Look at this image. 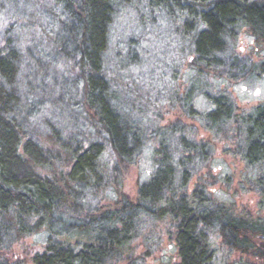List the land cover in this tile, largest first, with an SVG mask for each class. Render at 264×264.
I'll return each mask as SVG.
<instances>
[{
  "label": "trees",
  "instance_id": "16d2710c",
  "mask_svg": "<svg viewBox=\"0 0 264 264\" xmlns=\"http://www.w3.org/2000/svg\"><path fill=\"white\" fill-rule=\"evenodd\" d=\"M50 1L48 6L39 0L41 8L27 19L37 27L27 31L13 25L0 39V264H22L6 255L42 229L50 243L33 264L121 263L119 252L137 239L142 216L175 226L178 264H215L213 248L219 239L238 258L264 264V218L242 204L243 197L253 195L257 208L264 210V104L254 115L240 114L225 92L216 109L201 119L213 138L221 134L227 145H236L233 153L252 173L238 184L227 177L226 192L237 197L234 202L214 198L206 180L186 193L189 181L208 164L212 147L187 138L178 126L161 132L156 170L132 197L124 191L123 178L148 146L147 134L154 127L130 120L137 115L126 106L118 83L111 85L106 66L114 26L129 14L137 29L150 28L156 40L174 37L193 57L192 68L200 76L189 92L211 74L234 84L252 72L264 73V60L255 64L235 52L243 30L264 45V0ZM31 3L0 0V16L11 20L26 8L32 11ZM58 54L76 69V104L91 112L94 136L105 142L86 144L92 138L85 133L75 140L71 134L65 138L54 130H38L42 122L34 119L42 100H51L47 91L63 83L51 84L54 71L66 79L53 68ZM117 57V65L125 64ZM107 150L112 163L102 159ZM111 190L113 201L106 196ZM73 240L75 246H69Z\"/></svg>",
  "mask_w": 264,
  "mask_h": 264
},
{
  "label": "rangeland",
  "instance_id": "374dc122",
  "mask_svg": "<svg viewBox=\"0 0 264 264\" xmlns=\"http://www.w3.org/2000/svg\"><path fill=\"white\" fill-rule=\"evenodd\" d=\"M44 1L50 2L48 6L52 4L50 0ZM31 6L34 7L32 11L28 12L26 8L25 13L11 17V20L0 16V39L5 34H9L5 30L7 31L13 25L16 27L19 25L21 29L27 27V31L37 27L31 26L27 19L34 18L35 10L40 7L39 0H34ZM31 13L33 14L30 15ZM36 13L39 14L37 11ZM123 15L114 26L109 63L106 64L111 75V85L115 88L118 83L116 89L126 99V106L131 107L129 111L137 115V117H130V120L142 122L143 126L148 124L146 126L154 127V130L150 129L147 134L148 139L145 143L148 146L135 164L125 172L124 191L133 197L138 186L149 181L156 170L155 149L162 141L161 132L167 130L171 133L172 130L168 129L178 126L187 138L196 142H204L212 147L210 160L206 161L208 164L189 181L186 193L193 192L200 181L206 180L208 190L213 193L214 198L225 203L234 202L237 197L226 192L228 187H225L224 182H227V177L232 178L234 183L238 184L242 178L252 173L246 170L245 163L239 155L233 153L236 145L235 147L231 144L227 145L228 143L225 142L228 141L221 134L213 138L204 129L201 119L204 114L216 109V100L225 92L231 96L237 107V113L254 115L257 108L264 104V73L252 72V75L249 74L244 80L241 79L234 84L211 74V76H205L198 84L199 86L197 85L189 92L193 81L196 84V78L199 79L200 76L199 71L192 68L194 59L189 52L182 51L183 46L179 45L180 42L174 37H163L162 40H156L157 36L154 31L150 28L137 29L134 17L129 14V17ZM40 22L36 21L38 26ZM24 23L25 26L21 25ZM164 30L162 28V31ZM22 33L23 31L20 35ZM131 38L134 39L133 42L136 45L132 49L129 44ZM138 42H140L139 45H137ZM235 52L240 59H248L255 64L264 60V45L258 46L255 37L247 30L240 32ZM131 55H136V59L131 58ZM61 56H57L59 61H54L53 68L62 71L66 79L64 82L62 75L54 71L51 84H55L58 79L63 83H59L58 89L52 88L47 91L51 100L46 98L42 100L45 103L42 105L43 109H39L34 119V122H42L38 125V130L42 132L54 130L59 136L62 135L65 138L67 134H71L75 140L76 134L84 138L82 134L85 133L86 138L89 136L92 138V141H87L86 144L96 141L105 142V138L99 139L94 136L96 130L89 122L91 112L82 110V107L76 104V84L72 82L76 78V69H73L69 62L66 63L64 54ZM117 56H122L125 64L117 65L120 59ZM128 61L130 63L127 64ZM179 135L180 133H177L175 137ZM109 154L107 150L102 159L107 163H112L113 159H110ZM232 187L233 183L230 188L234 189ZM106 196L111 201L116 197L112 190ZM257 202L258 199L252 195L243 197L242 204L253 214L258 213L264 218V210L257 208ZM140 221L142 225L139 227L138 240L130 241L126 249L119 252L122 254V262L117 264H178L180 260L175 242V226L170 224L169 220L159 221L150 216H142ZM47 238V231L42 229L14 244L6 256L22 264H33L35 256L40 253L43 255L49 246L50 242ZM75 244V240L68 243L69 246H75ZM213 255L215 264H254L247 263L245 258H238L236 253L220 243V239L215 242ZM127 256L131 257L130 261L127 260Z\"/></svg>",
  "mask_w": 264,
  "mask_h": 264
}]
</instances>
